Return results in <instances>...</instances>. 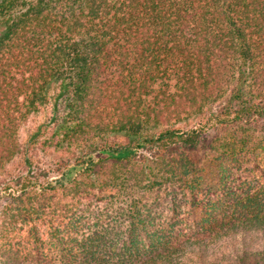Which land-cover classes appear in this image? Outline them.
<instances>
[{
	"label": "trees",
	"instance_id": "obj_1",
	"mask_svg": "<svg viewBox=\"0 0 264 264\" xmlns=\"http://www.w3.org/2000/svg\"><path fill=\"white\" fill-rule=\"evenodd\" d=\"M0 199L30 264H264V0H0Z\"/></svg>",
	"mask_w": 264,
	"mask_h": 264
},
{
	"label": "rangeland",
	"instance_id": "obj_2",
	"mask_svg": "<svg viewBox=\"0 0 264 264\" xmlns=\"http://www.w3.org/2000/svg\"><path fill=\"white\" fill-rule=\"evenodd\" d=\"M57 90L51 91V96L49 101L44 105L41 106L38 112H34L29 115L28 119L25 123L20 125L19 127V136L23 142V150L21 156L17 157L14 161V164L11 165V170L14 172V174L18 173H25L28 169L26 163H25V156L29 155L31 160L33 161L34 165H40L42 167H48L52 164L53 160L55 158H58L61 151L58 150V147L56 145L55 135H58L56 133V128H49L46 133L43 134V136L37 141L35 144H29L27 143V140L33 132H35L39 125L48 123L49 121L54 122L57 117L63 118L66 117L67 120L72 118V114L70 113V100L62 99L60 100V104L58 105V109L55 108V97ZM83 115V114H82ZM81 117V116H80ZM64 130V128L62 129ZM63 132V131H61ZM95 131H92L90 134L91 136L95 135L98 136V134L94 133ZM96 140H99V137H94ZM80 144H75L72 146L67 147V152H72L74 150H79L85 146H87V142L82 140V137H80ZM27 143V144H25ZM66 150V149H65ZM57 173L50 172L49 175L54 177ZM2 199H0L1 202ZM1 207V203H0ZM6 225H4V220L0 219V244H2V247L0 248V264H30V261L26 260L24 261L22 257L14 258L10 255V249L5 247V245L9 244L7 243L8 239H12L13 241L15 239H19L23 236L25 233L24 229L20 230L18 227H16V231L12 232L8 236L3 237V233L6 230ZM15 235V236H14ZM7 243V244H6Z\"/></svg>",
	"mask_w": 264,
	"mask_h": 264
}]
</instances>
